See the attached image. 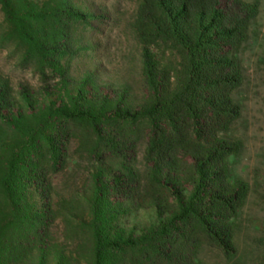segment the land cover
<instances>
[{"label":"trees","instance_id":"trees-1","mask_svg":"<svg viewBox=\"0 0 264 264\" xmlns=\"http://www.w3.org/2000/svg\"><path fill=\"white\" fill-rule=\"evenodd\" d=\"M52 14L41 17L47 27H21L44 76L46 69L64 73L62 60L77 54L70 31L86 22L67 1ZM258 14V2L243 0H138L133 29L143 48V100L129 103L128 91L117 99L99 91L88 98L80 91L66 104L33 116L29 126L18 127L20 120L10 119L9 127L19 128L24 143L10 164L1 162L0 199L18 206L31 186L47 200L45 159L50 155L53 172L60 171L66 143L76 132L93 160L123 161L111 181L105 182L102 173L94 177L92 264H204L196 260L203 245L231 258L233 219L250 187L230 178L227 159L241 151L242 143L225 135L241 116L232 93L244 82L239 53ZM171 56L176 67L165 62ZM6 90L0 91V118L10 104ZM26 100L31 102L30 96ZM140 145L143 178L131 155ZM112 197L154 208L160 222L137 239L115 241L106 231L108 217L115 214ZM43 220L41 212L27 211L13 216L18 233L0 227V264L20 258L23 241L36 239Z\"/></svg>","mask_w":264,"mask_h":264},{"label":"rangeland","instance_id":"rangeland-1","mask_svg":"<svg viewBox=\"0 0 264 264\" xmlns=\"http://www.w3.org/2000/svg\"><path fill=\"white\" fill-rule=\"evenodd\" d=\"M65 1L84 15L86 22L70 31L77 54L62 60L64 73L46 69L44 76L22 29L47 27L41 17L49 18ZM243 1L258 2L259 14L239 53L244 82L232 97L241 107V116L225 136L242 143L241 151L227 159L230 178L247 182L250 190L233 219L235 254L226 258L220 250L203 245L196 260L204 264H264V0ZM137 8L138 0H0V91L7 89L10 93L6 117L0 118V166L4 160V165L10 164L11 157L23 146L18 127L33 124V116L44 109L66 104L70 94L84 91L90 98V92L99 91L109 99H117L128 91L129 103L143 100V48L133 29ZM151 51L156 53L155 49ZM165 62L177 66L173 56ZM10 119L20 120L17 128L9 127ZM85 149L73 132L66 143V161L60 171L53 172L51 156H47V200H41L31 186L18 206L1 196L0 227L11 234L18 233L14 231L18 222L12 221L15 214L30 211L44 215L43 223L37 225L36 239L32 236L29 241L26 237L24 252L15 261L12 256L8 264H92L96 251L92 227L94 177L102 173L105 182L111 181L116 172L122 171L123 161L110 157L100 163ZM131 155L143 178L144 146H138ZM111 200L115 214L108 217L106 231L115 241L137 239L160 222L154 208L140 209L131 200L116 197Z\"/></svg>","mask_w":264,"mask_h":264}]
</instances>
